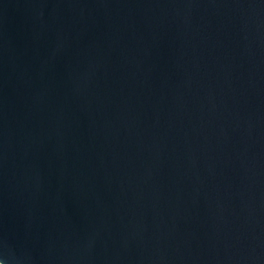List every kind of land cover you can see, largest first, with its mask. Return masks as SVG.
<instances>
[{
    "label": "water",
    "instance_id": "1",
    "mask_svg": "<svg viewBox=\"0 0 264 264\" xmlns=\"http://www.w3.org/2000/svg\"><path fill=\"white\" fill-rule=\"evenodd\" d=\"M0 264H264V0H0Z\"/></svg>",
    "mask_w": 264,
    "mask_h": 264
}]
</instances>
